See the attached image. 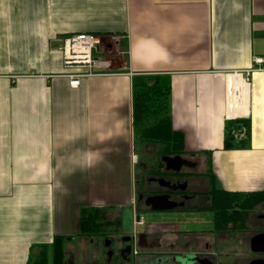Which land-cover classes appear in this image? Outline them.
<instances>
[{
  "label": "crops",
  "instance_id": "0c3cea01",
  "mask_svg": "<svg viewBox=\"0 0 264 264\" xmlns=\"http://www.w3.org/2000/svg\"><path fill=\"white\" fill-rule=\"evenodd\" d=\"M78 33L99 36L111 65L73 88L62 47ZM256 56L264 0H0V264H33L58 236L67 256L90 238L89 210L103 231L125 207L139 213L134 75L170 76L172 125L206 191H264V70L246 73ZM238 119L249 145L224 149Z\"/></svg>",
  "mask_w": 264,
  "mask_h": 264
},
{
  "label": "flooded vegetation",
  "instance_id": "af4514ba",
  "mask_svg": "<svg viewBox=\"0 0 264 264\" xmlns=\"http://www.w3.org/2000/svg\"><path fill=\"white\" fill-rule=\"evenodd\" d=\"M183 157L178 162L160 160L163 165L141 166L143 171L135 180V210L139 213L134 221L143 219V230L135 222L129 227L122 216L119 225L114 220L103 231L101 255L91 253L90 246L99 241L92 236L81 251L79 239L75 250L68 251L69 259L80 252L83 264H264V251H256L263 250L264 244L254 241L264 233V205L250 210L223 203L213 210L211 194L203 187L205 179L193 173L195 163ZM163 196L168 202L160 204L172 208L153 210L146 205L147 198L156 203ZM145 212H151L148 223L141 216ZM175 214L179 219L170 221L169 215Z\"/></svg>",
  "mask_w": 264,
  "mask_h": 264
},
{
  "label": "trees",
  "instance_id": "16d2710c",
  "mask_svg": "<svg viewBox=\"0 0 264 264\" xmlns=\"http://www.w3.org/2000/svg\"><path fill=\"white\" fill-rule=\"evenodd\" d=\"M133 125L136 139L141 147L150 145L152 148L145 153L149 160L144 164L153 167L154 163H163L164 156H186L184 136L175 131L170 113L172 83L165 74L137 75L133 78ZM245 128L242 136L238 130ZM251 140V123L249 120H231L226 123L224 149L245 148ZM148 150V149H146ZM141 162V161H140ZM142 163V162H141ZM143 165V163H142ZM145 165H143L145 167ZM140 178V175L136 178ZM210 188L212 203L220 208L223 203L237 205L238 208L255 210L264 204V191L249 194L230 193L217 189L215 184ZM137 186V183H136ZM100 211L89 210L82 213L80 220L81 234L88 237L101 233L99 226L104 221ZM237 218H241L239 215ZM105 226V225H104ZM67 238L58 236L49 248L44 247L34 259L33 264H66L65 242Z\"/></svg>",
  "mask_w": 264,
  "mask_h": 264
},
{
  "label": "built area",
  "instance_id": "2783aa9c",
  "mask_svg": "<svg viewBox=\"0 0 264 264\" xmlns=\"http://www.w3.org/2000/svg\"><path fill=\"white\" fill-rule=\"evenodd\" d=\"M102 39L94 33L71 34L64 38L62 54L65 69L68 70L67 77L69 85L76 88L80 85L82 78L102 76L108 73L110 60L97 54ZM254 65L264 66V57L256 56ZM254 69L247 70L250 76ZM143 224V219L138 221Z\"/></svg>",
  "mask_w": 264,
  "mask_h": 264
},
{
  "label": "rangeland",
  "instance_id": "374dc122",
  "mask_svg": "<svg viewBox=\"0 0 264 264\" xmlns=\"http://www.w3.org/2000/svg\"><path fill=\"white\" fill-rule=\"evenodd\" d=\"M255 58V57H254ZM115 69H117V68H115ZM249 69H254V71L251 73V74H253L255 71H257V70H259V69H263L264 70V66H262V67H258V66H256V65H254L253 67H251V68H249ZM248 70V69H247ZM148 75H152V74H148ZM135 76H137V75H134L133 76V78L135 77ZM140 145V144H139ZM139 146H137L136 145V151H137V148H138ZM152 147L150 146V145H148V146H146V147H141L140 149H138V152L140 153V157H141V162L143 163V165H145L144 163L146 162V161H148L149 160V156H146V152H147V154H148V152H149V149H151ZM146 149H148V150H146ZM162 158H160V160H161ZM139 163L138 164V166H137V169H136V178L142 173V168H141V166H143L142 165V163ZM128 171V170H127ZM143 176V175H142ZM142 176H141V179H142ZM137 180V179H136ZM124 213H126L125 215H126V221H128V223H129V227H134V210H133V208H131V213L129 214L128 213V207H125V209L124 210H122ZM123 213V214H124ZM151 213V212H150ZM150 213H148V212H145V213H142L141 214V216L144 218V220L148 223L150 220H151V214ZM111 227V226H110ZM136 227V226H135ZM104 226H99V230L101 231V233L99 234V235H96V241L97 240H99L98 241V245L97 246H95V247H92V246H90V248H91V253H92V251L93 252H97L96 254H99V255H101V252H102V250L105 248L104 247V245H105V243L103 242L104 240H103V237L104 236H102L103 235V230H104ZM139 229L140 230H143L144 229V227L143 226H139ZM75 238H79V237H75ZM92 239H94V238H92ZM67 241V240H66ZM79 241V239H77L75 242H73V244H72V246L69 248V251H74L75 250V247H76V245H77V242ZM80 245H79V248H80V251L82 250V249H84V248H86L87 247V245H89L90 243H89V240L88 239H81L80 238ZM64 247H67L66 246V242H65V245H64ZM51 250H52V248H50V250H49V253H51ZM65 250H66V248H65ZM66 254V253H65ZM68 254H69V252H68ZM73 255H74V257H73V259H71L72 257H70V259H69V255H67L66 256V262H67V264H83V262H82V259H83V257H82V254L80 253V252H76L75 254L73 253ZM72 255V256H73ZM86 259V258H85ZM84 261V260H83Z\"/></svg>",
  "mask_w": 264,
  "mask_h": 264
},
{
  "label": "water",
  "instance_id": "95a60500",
  "mask_svg": "<svg viewBox=\"0 0 264 264\" xmlns=\"http://www.w3.org/2000/svg\"><path fill=\"white\" fill-rule=\"evenodd\" d=\"M179 159H181L180 156H176V157H169V156H165L162 158V160L164 162H170V161H179ZM163 199H161L160 201H157L156 203L153 201V198H148L146 200V205L147 206H152V209L153 210H165V209H170L172 208V206H169V205H165V204H160V203H167L168 202V199L166 198V196H163L162 197ZM160 204V205H158ZM163 205V206H162ZM139 219V217H138ZM255 242H257L258 245H261V244H264V233L258 235L255 237L254 239ZM263 250L261 249H256V251H264V248H262Z\"/></svg>",
  "mask_w": 264,
  "mask_h": 264
}]
</instances>
